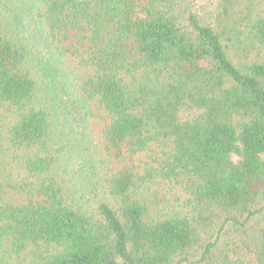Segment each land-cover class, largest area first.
<instances>
[{"label":"trees","instance_id":"obj_1","mask_svg":"<svg viewBox=\"0 0 264 264\" xmlns=\"http://www.w3.org/2000/svg\"><path fill=\"white\" fill-rule=\"evenodd\" d=\"M208 7L0 0V264H264V0Z\"/></svg>","mask_w":264,"mask_h":264},{"label":"rangeland","instance_id":"obj_2","mask_svg":"<svg viewBox=\"0 0 264 264\" xmlns=\"http://www.w3.org/2000/svg\"><path fill=\"white\" fill-rule=\"evenodd\" d=\"M210 2L211 0H193V8L199 15H201V20H206L208 18V10H209L208 4H210ZM41 48L42 47H40V49Z\"/></svg>","mask_w":264,"mask_h":264}]
</instances>
